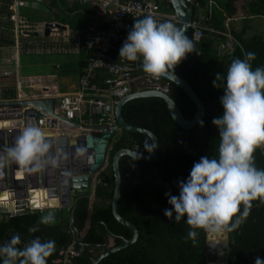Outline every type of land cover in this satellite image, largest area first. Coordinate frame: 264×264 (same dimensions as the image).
<instances>
[{
    "label": "trees",
    "instance_id": "1",
    "mask_svg": "<svg viewBox=\"0 0 264 264\" xmlns=\"http://www.w3.org/2000/svg\"><path fill=\"white\" fill-rule=\"evenodd\" d=\"M194 1L205 12L208 10L209 0ZM211 1L207 26L221 34L204 31L203 37L196 43L189 30L185 35L194 42L199 55L195 52L187 54L174 72L191 85L203 103V118L193 128L185 130L173 121L165 103L157 98L132 100L123 104L120 109L125 122L155 133L159 138L160 148L156 156L148 160L125 155L119 158L120 189L116 211L121 218L137 228L138 237L127 247L103 257L98 264H206V233L197 230L195 244L186 240L190 230L186 217L175 223L174 210L172 220L164 215V210L172 207L165 194L170 192L172 195H179L178 182L187 180L194 163L199 162L201 157L218 158L219 131L212 121L223 114L220 101L224 91L213 86L216 75L226 74L231 61L245 58L248 52L256 54V59L251 61L253 69L264 67V31L247 36L250 30L249 20L264 18V0H249L243 4L241 11L244 15L240 19L242 23L238 30L225 28V20L233 18L236 12L234 0ZM46 2L50 8L61 11V16H56L54 22L77 30L81 38L94 22L92 13L86 6L68 7L62 0ZM161 7L173 14L168 0L161 1ZM223 34L229 35L232 46L229 52L221 54L219 47L226 40ZM80 63L84 64L83 60ZM170 84L171 98L183 116L191 119L196 107L177 85ZM145 142L151 143L152 140L144 134L121 129L108 150L106 168L98 174L99 184L94 189V196L101 199V203L90 204L88 190L77 195L71 210L65 212L60 223L39 224L40 218L45 216L44 212H28L11 217L7 222L0 221V246L9 242L13 235L20 236V248L36 238L42 242L54 241L55 248L63 246L71 238L67 225L70 218L72 228L76 231V245L80 250V256L74 260L75 264H90L96 254L88 252L91 246L98 249L106 243L105 248H110L119 244L121 239H128L130 230L116 223L111 215L113 176L110 160L120 148L149 153L144 149ZM254 159L256 167L264 169V147L255 151ZM36 225L39 226V231L30 232L29 228ZM52 256L48 258L47 264ZM256 257L264 259V204L258 200L253 201L250 215L234 231L228 232L227 264H255ZM0 264H3V257H0Z\"/></svg>",
    "mask_w": 264,
    "mask_h": 264
},
{
    "label": "clouds",
    "instance_id": "2",
    "mask_svg": "<svg viewBox=\"0 0 264 264\" xmlns=\"http://www.w3.org/2000/svg\"><path fill=\"white\" fill-rule=\"evenodd\" d=\"M193 52L199 55L194 42L173 22H160L148 15L134 22L119 55L129 62L141 60L143 72L160 80L175 78V67ZM255 59L254 52L233 59L226 74L218 73L213 81L214 87L224 91L220 101L223 114L212 121L219 131L218 158L201 157L187 180L178 182L179 195L165 194L172 206L164 210L165 217L172 220L173 210L175 223L186 217L190 229L186 240L193 244L197 230L223 236L250 215L253 201L264 204V169H258L254 159L255 151L264 147V67L253 69L251 61ZM200 123L203 126V121ZM155 147L153 142H145L144 149L149 153ZM52 148L40 127L26 125L13 146L0 150V177L12 164L29 173L56 166L63 150L57 148L54 157ZM51 222L52 217L45 215L39 224ZM29 231L37 232L39 226ZM20 244V236L13 235L0 246L3 264H47L56 250L54 241L42 242L39 238L23 248L18 247ZM255 264H264V259L256 257Z\"/></svg>",
    "mask_w": 264,
    "mask_h": 264
},
{
    "label": "built area",
    "instance_id": "3",
    "mask_svg": "<svg viewBox=\"0 0 264 264\" xmlns=\"http://www.w3.org/2000/svg\"><path fill=\"white\" fill-rule=\"evenodd\" d=\"M62 1L67 6H86L92 13L94 22L87 29L84 37L81 38L75 29L54 22L52 17L49 20L30 22L20 15V9L26 6V3H28V7L37 4L47 8L46 0H9L6 20L10 23L11 27L8 31L17 50L23 41L27 51L32 52L52 53L70 48V51L83 53L85 63L78 77L76 92L61 94L56 77L53 75L20 76L17 72V60L15 63L5 59L4 65H13V67L4 70L0 77L15 79L16 98L14 100L27 98L51 100L53 115L37 109H34L36 115L26 114V110L30 109L29 107H10L8 109L0 107V119L18 120L20 130L29 124L40 128H49L52 126V119L72 121L78 125L77 127L82 134L100 135L101 126H105L111 129L105 149L108 152L111 143L115 141L111 135L115 131L118 134L121 131V128L116 125L113 113L117 100L141 91H157L170 97L172 94L170 82L163 78L155 80L145 74L142 70L141 60L129 62L120 57V49L127 40L134 22L148 15L160 22L171 21L176 26H178V21L174 14L163 10L161 7L163 0ZM184 1L192 9L190 30L194 42L198 43L201 40L204 31L221 34L207 26L212 6L211 0L208 2L206 12L194 0ZM230 20L233 19L225 20L226 29ZM54 24L63 27L54 26ZM97 25H103V27H97ZM223 35L226 40L219 47L222 53L229 52L232 46L229 35ZM54 68L60 69V64L54 65ZM100 75L103 76L98 80ZM26 89H28V94L25 92ZM18 172L19 170L16 171V174ZM30 177L33 178V175ZM22 178L26 180L27 177L22 175ZM34 190H38L35 202L45 198L43 190L28 188L29 201L28 204L26 202L28 212H32V209H41L36 204L32 205L31 192ZM69 210H71L70 207L67 208V211ZM12 212H16V210L14 209ZM67 223L71 234L70 241L56 248V252L48 264H75L74 260L80 256V250L76 245V231L72 228V219L70 218Z\"/></svg>",
    "mask_w": 264,
    "mask_h": 264
},
{
    "label": "water",
    "instance_id": "4",
    "mask_svg": "<svg viewBox=\"0 0 264 264\" xmlns=\"http://www.w3.org/2000/svg\"><path fill=\"white\" fill-rule=\"evenodd\" d=\"M168 2L170 3L173 14L178 21L177 28L186 34L190 30V23L192 20L191 7H189L184 0H168ZM54 26L59 25L54 24ZM59 27L63 26L60 25ZM0 42L9 45L14 44L11 41H4L1 39ZM25 48L26 44L22 43V49L24 52L26 50ZM174 77L175 78L165 80L177 85V87L180 88L192 101L196 107V112L191 119H187L183 116L180 109L170 96L157 91L134 92L117 100L114 105L113 113L116 125L122 130L148 136L150 140L153 139L152 142L156 147L151 153H141L136 149L120 148L111 156L110 168L113 176V189L110 199L111 215L116 223L128 228L131 234L128 239H121L119 244L100 251V253L91 260L90 264H98L103 257L127 247L136 240V237H138L137 228L121 218L116 211L120 189L118 170L119 158L125 155L139 160H148L155 157L160 148V141L155 133L145 128L131 125L123 120L120 112L122 105L137 99H161L165 103L168 113L173 121L185 130L193 128L204 116L205 109L203 103L191 88V85L176 73H174ZM0 107L6 109L10 107H29L30 109L26 110V114L36 115L34 109H37L53 115L52 101L48 99L0 101ZM51 125L52 126L49 128L41 129L46 133V138L53 145L50 153L52 156H56L57 148L63 150L58 157L57 165H49L44 170L34 173L19 170L18 174H16L17 166L15 164L5 168L4 176L0 177V195L6 193L10 204L8 208L4 209L0 205V221L7 222L11 217L21 216L28 213L26 208V202L28 204L29 201V195L27 193L28 188H38L43 190L47 199L56 202V205H51L56 209L71 207L73 195L82 194L90 190L91 175L95 173L104 162L106 143L110 136L111 129L101 126V134L96 135L92 133H80L77 127L78 125L69 120L59 119L56 121L52 119ZM21 131L18 120L0 119V150L5 147L13 146L16 137ZM22 175L27 177L26 180L22 178ZM29 175H33V178ZM54 208H50L46 211V215L52 217V222L57 219V211ZM14 209L16 212H12ZM222 254L224 255V259L222 258ZM217 255L225 260L227 264L228 232L225 233L224 239L219 241L210 239L209 234H206V264L213 262L217 258Z\"/></svg>",
    "mask_w": 264,
    "mask_h": 264
},
{
    "label": "crops",
    "instance_id": "5",
    "mask_svg": "<svg viewBox=\"0 0 264 264\" xmlns=\"http://www.w3.org/2000/svg\"><path fill=\"white\" fill-rule=\"evenodd\" d=\"M8 2H9V0H0V39L4 40V41H11V38H12L11 34L8 31L11 27L10 23L6 20V9H7ZM27 4L28 3H26V6L22 7V9H20V11H21L20 15L21 14L23 15V13H22L23 9L28 10ZM45 5H46V3H45ZM47 8L49 9L50 13L52 14V18H53L52 20L53 21H56V16H61V11L59 9H52L49 6H47ZM22 43H25V42L22 41L20 47H18V50H17L14 47V44L9 45V44L0 42V75L2 74V72L4 70L10 69L11 67H13V65H9V66L4 65L5 59H9L10 61H13L16 63L17 58L19 60V57L21 55L20 53L21 52H23V53L27 52L26 48H25L26 49L25 52L23 51ZM68 48H69V46H68ZM16 51H17V53H16ZM66 52H69L68 54H74L76 57H75V59L67 60L68 62H66L64 64L62 62L56 63V64H60V69L54 68V65H56V64L51 65V63H48V65H47V66H49L48 72H43L41 74H28V75H53L54 77H56L58 89H59V92L61 94H72V93L76 92L78 77H79V74L81 73V70L84 66V64L81 65L80 62L82 60L84 62V55L82 52L70 51V48L67 50L64 49L62 51H54V52H52V55H62ZM35 54L41 55V54H38L36 52H35ZM69 56H71V55H69ZM17 72L20 76H27V75L21 74L18 71V66H17ZM15 88H16V81L14 78H1L0 77V101H12V100H14L16 98V89ZM25 92L27 93L28 89H26ZM107 159H108V152L106 151L104 162L97 169V171L91 175V188H90V194L88 195L89 200H90V204H92L94 202H96V203L102 202L101 199L95 198L94 189L97 186V184H99L98 174L106 168ZM82 194H84V193H82ZM77 195H81V194H77ZM77 195H73V197H72L73 202L71 204L70 209L74 205V201H75V198L77 197ZM43 203H44V201L43 202H41V201L40 202H33L32 205L36 204V206H40L41 209H32V212H38V213L44 212L45 213L48 209L54 208L52 206H47ZM54 209H56V208H54ZM56 211H57V219H56V221H53V222L60 223L62 221L61 218H64L63 215L65 214V212H67V210H64V208H58V209H56ZM93 247H95V246H91L88 249V252L91 254L96 253L95 254V256H96L97 254L100 253V251L104 250V248L106 247V243H103L98 249H94Z\"/></svg>",
    "mask_w": 264,
    "mask_h": 264
},
{
    "label": "rangeland",
    "instance_id": "6",
    "mask_svg": "<svg viewBox=\"0 0 264 264\" xmlns=\"http://www.w3.org/2000/svg\"><path fill=\"white\" fill-rule=\"evenodd\" d=\"M249 0H234V8H235V14L233 16L232 21L228 23L227 28L230 27L234 28L235 30H238L241 26L243 12L241 11V7L243 4L247 3ZM22 9V8H21ZM28 10L23 9V17L26 18V20L30 22H37V21H44L49 20L52 17V14L50 11L45 8L43 5H29L27 7ZM21 12V11H20ZM247 18V17H245ZM250 30L248 32L247 36L253 35V34H261L264 31V18H252L249 20ZM30 52V53H29ZM41 55H36L35 52L27 51L26 53L21 52L19 60L17 58V66L18 71L21 74L28 75V74H41L43 72H48V63L56 64V63H66L67 60L75 59L74 54H68L69 52H66L62 55H52V53H42V52H36ZM51 54V55H50ZM71 55V56H69ZM118 133L115 131L111 137H117ZM110 137V139H111ZM67 210V208H64ZM46 215V212H45Z\"/></svg>",
    "mask_w": 264,
    "mask_h": 264
},
{
    "label": "bare ground",
    "instance_id": "7",
    "mask_svg": "<svg viewBox=\"0 0 264 264\" xmlns=\"http://www.w3.org/2000/svg\"><path fill=\"white\" fill-rule=\"evenodd\" d=\"M38 195V190H34L31 192V196H32V203L35 202V200L37 199V196ZM43 202V204L47 205V206H51V205H56V202H54L53 200H49L47 199L46 197L43 198V199H39L37 200L36 202ZM9 201H8V198H7V194L6 193H3L0 195V205L1 207L4 209V208H8L9 207ZM42 204V205H43ZM225 237V234L223 236H213V235H209V238L210 239H213L215 241H219V240H222L224 239ZM219 253V252H218ZM222 258L224 259V255L222 254ZM220 256L217 255V258L213 261V262H209L208 264H226V261L223 260Z\"/></svg>",
    "mask_w": 264,
    "mask_h": 264
}]
</instances>
